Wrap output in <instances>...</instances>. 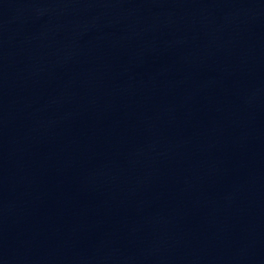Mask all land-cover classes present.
Returning a JSON list of instances; mask_svg holds the SVG:
<instances>
[{"label": "water", "instance_id": "obj_1", "mask_svg": "<svg viewBox=\"0 0 264 264\" xmlns=\"http://www.w3.org/2000/svg\"><path fill=\"white\" fill-rule=\"evenodd\" d=\"M0 264H264V0H0Z\"/></svg>", "mask_w": 264, "mask_h": 264}]
</instances>
